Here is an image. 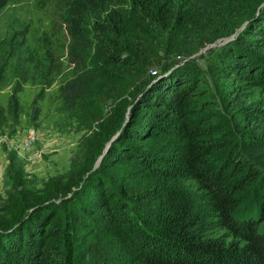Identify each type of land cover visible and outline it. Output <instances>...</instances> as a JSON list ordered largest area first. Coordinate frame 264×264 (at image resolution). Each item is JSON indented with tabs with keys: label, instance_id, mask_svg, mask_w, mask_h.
<instances>
[{
	"label": "trees",
	"instance_id": "1",
	"mask_svg": "<svg viewBox=\"0 0 264 264\" xmlns=\"http://www.w3.org/2000/svg\"><path fill=\"white\" fill-rule=\"evenodd\" d=\"M10 1L0 0V11ZM57 4L73 67L61 81L60 97L70 112L99 108L98 123L91 118L93 128L79 139L69 172L41 188L26 189L27 181L10 173L16 182L0 202V264H264V116L251 110L256 105L248 99L235 103L220 89L219 98L199 69L172 70V63L153 71L131 95L106 93V84L123 79L126 68L144 67L130 42L132 25L165 28L172 20L179 29L192 16L191 30L201 32L198 47L246 23L223 60L264 87V62L246 53L247 47L264 46V0ZM189 60L195 65V58ZM50 65L38 62L44 84L31 105L34 119L45 89L59 78L54 70L60 64ZM33 76L25 70L13 86L3 112L14 120L21 113L19 94ZM156 106L163 109L152 111ZM140 110L151 118H135ZM125 160L148 178L144 187L118 185L111 170ZM81 218L96 233L120 240L116 252L107 254L112 245L96 236L80 239Z\"/></svg>",
	"mask_w": 264,
	"mask_h": 264
},
{
	"label": "rangeland",
	"instance_id": "2",
	"mask_svg": "<svg viewBox=\"0 0 264 264\" xmlns=\"http://www.w3.org/2000/svg\"><path fill=\"white\" fill-rule=\"evenodd\" d=\"M194 19L192 16V19L179 29L171 26L172 20L165 28L150 23L145 26L132 25L130 42L143 56L144 67L134 70L126 68L123 79L119 78L118 81L106 84L108 90L101 92L131 95L143 88L142 83L147 82L148 76L150 78L153 71L158 70L160 66L172 63V70L178 67L190 71L194 69L191 68L193 65L204 73L210 86L216 88L219 98L218 89L223 90L227 96L230 95L235 103L240 99H248V103L256 105L251 110L254 109V113L263 117L264 87L257 84L256 79L243 68H234L230 62L223 60L226 54L233 50L234 38L242 32L246 23L243 24L244 28H241L243 25L240 26L233 34L198 47V36L201 32L191 30L194 27ZM63 28V14L58 8L57 0H11L0 11V202L8 196V191H15L16 181L10 176L12 172L27 181L26 189H39L52 177L69 172L70 160L78 148L79 139L93 128L90 125L91 118H97L94 125L98 123L99 108L90 105L70 112L60 97L61 81L73 68L67 62ZM232 35L234 37L229 39ZM247 48V52H244L264 62V46ZM191 58H195V65L191 64ZM53 61L60 64V68L54 70V73L57 71L59 74V78L45 89V94L39 101V118L34 119L31 105L44 84L43 78L38 76L41 69L38 62L48 68ZM25 70H29L31 75L35 74V80L27 82L23 92L19 94L21 113L19 118L14 120L10 114L3 111L4 107H7L13 86ZM108 97L106 103L110 105L112 98ZM106 103L103 105L104 114L107 113V108L109 109ZM130 109L131 107L128 108L127 114L132 117L133 112L131 113ZM162 109V106H156L152 111ZM135 118L150 119L151 116L140 110L136 111ZM34 133L37 135L33 147L28 149L23 144L24 137ZM133 144L143 146L138 142ZM111 173L118 179V185L125 188L137 190L148 183V178L140 173L139 166L132 160L122 161L112 168ZM76 225L80 239L86 240L96 236L112 245L114 250L108 249L107 254L116 252L115 245L120 240L96 233L95 227L83 218L79 219ZM128 257L131 260L134 255L129 254ZM131 261L136 264L135 259Z\"/></svg>",
	"mask_w": 264,
	"mask_h": 264
},
{
	"label": "built area",
	"instance_id": "3",
	"mask_svg": "<svg viewBox=\"0 0 264 264\" xmlns=\"http://www.w3.org/2000/svg\"><path fill=\"white\" fill-rule=\"evenodd\" d=\"M36 135L37 134L34 133L31 135L28 134L26 137H24L23 144L26 148L31 149L33 147V143Z\"/></svg>",
	"mask_w": 264,
	"mask_h": 264
},
{
	"label": "water",
	"instance_id": "4",
	"mask_svg": "<svg viewBox=\"0 0 264 264\" xmlns=\"http://www.w3.org/2000/svg\"><path fill=\"white\" fill-rule=\"evenodd\" d=\"M243 26H244V25H243ZM243 26H242L241 28H243ZM234 35H235V34H234ZM234 35L230 36L229 39H232V38L234 37ZM116 135H117V134H116ZM116 135H114V136L111 138V140L106 144V147H105V149H104V153L99 157V159H98V161L96 162V165H95L94 168H97V167L100 165V163H101V161H102V158H103L105 152H106V151L108 150V148L110 147V145H111L112 141L114 140V138H116Z\"/></svg>",
	"mask_w": 264,
	"mask_h": 264
}]
</instances>
